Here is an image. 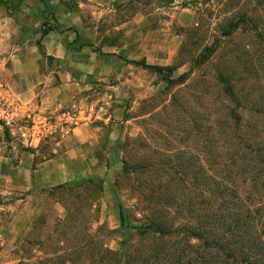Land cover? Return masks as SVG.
I'll use <instances>...</instances> for the list:
<instances>
[{"label":"rangeland","instance_id":"1","mask_svg":"<svg viewBox=\"0 0 264 264\" xmlns=\"http://www.w3.org/2000/svg\"><path fill=\"white\" fill-rule=\"evenodd\" d=\"M23 14L0 0V81L15 82L10 100L0 95V264H89L91 244L117 249L120 205L137 202L122 172L127 153L138 162L190 151L195 161L212 160L220 178L241 182L264 142V0H132L100 25L104 41L123 50H94L92 71H66L47 54L38 70L14 71L21 40L10 19ZM51 15L34 31L50 27ZM143 59L175 69L135 63ZM26 76L40 79L38 99L51 90L64 101L45 123L20 110L17 96L33 93L20 82ZM27 129L85 130L94 143L77 155L52 145L62 135L48 132L36 148ZM259 176V190L245 182L242 193L257 192L264 208V169Z\"/></svg>","mask_w":264,"mask_h":264},{"label":"trees","instance_id":"2","mask_svg":"<svg viewBox=\"0 0 264 264\" xmlns=\"http://www.w3.org/2000/svg\"><path fill=\"white\" fill-rule=\"evenodd\" d=\"M51 29L44 28L42 35ZM213 49L208 48L199 61H207ZM135 63L154 71L175 69L145 59ZM225 89L236 98L232 86ZM257 145L252 164L235 184L217 175L212 160L209 164L202 158L195 161L190 151L165 153L163 160L149 154L138 162L125 154L122 172L132 179L130 188L137 202L132 208L120 205L123 238L119 247L91 244L89 264H264L262 198L257 192L252 197L242 193L245 182L260 188L257 179L264 169V142ZM72 184L79 182L58 187Z\"/></svg>","mask_w":264,"mask_h":264},{"label":"crops","instance_id":"3","mask_svg":"<svg viewBox=\"0 0 264 264\" xmlns=\"http://www.w3.org/2000/svg\"><path fill=\"white\" fill-rule=\"evenodd\" d=\"M12 1L19 3L24 11L19 22H13L10 19L13 27L12 33L20 36L21 40L17 48L20 52L12 55L17 64L14 71L28 70L29 66L33 67L31 69L35 71L38 70V61L42 56L41 50L52 56L55 61H60L59 66L65 65L66 71H92L93 69L88 67L86 58L92 59L96 54L94 50H105L106 55H108L109 52L106 50H123L124 48L123 44H119L115 40L105 42L104 35L100 31V25L102 21H107V16L115 15L120 7L127 5L132 0H74L75 6L73 8L61 0ZM48 11H53L54 13V16L51 15L53 23L49 18L47 19L48 25L53 29L42 35L41 31L37 32L34 30L45 26V17ZM37 79H29L26 76L25 80H21L22 86L31 87L33 93L25 94L23 92L17 97L20 99L21 112L26 114V116L33 117L40 123H45L47 117H51L53 112L63 106L64 101L51 95V90H47V95H43L41 99H38L39 93L36 94L34 90L40 83V79ZM6 84L9 89L4 94L7 96L6 99L10 100V90L15 82L10 83L8 81ZM12 99L15 100L14 97ZM62 114L67 115V113ZM48 132L62 135V138L57 139L52 145L67 148L69 152H75L77 155H81V152L85 149H92L91 144L94 143L91 140L90 132L80 129H76L73 132L62 129L57 131L27 129L23 134L27 140L32 136L30 144L37 148L41 145L42 138L49 134Z\"/></svg>","mask_w":264,"mask_h":264},{"label":"built area","instance_id":"4","mask_svg":"<svg viewBox=\"0 0 264 264\" xmlns=\"http://www.w3.org/2000/svg\"><path fill=\"white\" fill-rule=\"evenodd\" d=\"M7 90H8L7 84L2 82V81H0V95L6 96L4 94V92L7 91Z\"/></svg>","mask_w":264,"mask_h":264}]
</instances>
